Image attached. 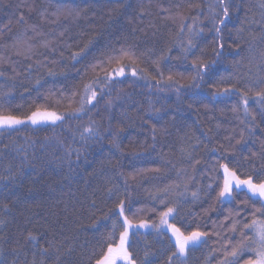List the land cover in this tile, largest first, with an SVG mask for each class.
I'll return each mask as SVG.
<instances>
[{
	"label": "trees",
	"instance_id": "16d2710c",
	"mask_svg": "<svg viewBox=\"0 0 264 264\" xmlns=\"http://www.w3.org/2000/svg\"><path fill=\"white\" fill-rule=\"evenodd\" d=\"M262 90L264 0H0V114L65 117L0 132V264H96L125 217L168 208L204 240L180 259L168 232L131 231L134 264H226L264 221L244 190L219 196L223 165L264 182Z\"/></svg>",
	"mask_w": 264,
	"mask_h": 264
},
{
	"label": "snow or ice",
	"instance_id": "6c2138e0",
	"mask_svg": "<svg viewBox=\"0 0 264 264\" xmlns=\"http://www.w3.org/2000/svg\"><path fill=\"white\" fill-rule=\"evenodd\" d=\"M224 16H228V9L227 7L224 8ZM220 23H224L223 20L220 21ZM183 30V29H182ZM219 31V29H217ZM191 44V42H189ZM222 46V45H221ZM190 51V48L185 49V52L187 53ZM128 57V53H123V55L119 58L111 57L109 60L116 59L117 62L119 60ZM130 58V57H129ZM134 62V61H133ZM199 64L200 67H204V65L199 62L198 60L193 61L194 68L197 67ZM96 68H103V63L94 65L93 69ZM125 69L123 67H120L118 69H114L111 74L113 75H123ZM133 75H136L135 71L132 73ZM196 75H199V70H197ZM195 78V77H194ZM172 77H169V80H171ZM85 93H91V96L85 97L86 103H92L93 100L96 98V91L92 89L91 85H85ZM225 92L228 91V89L224 90ZM257 96L260 97V101L264 102V90L257 93ZM244 105H245V112H248V100L246 97L243 99ZM71 107V105H69ZM235 110V109H234ZM85 111L84 104L82 103L79 108H72L70 116H78L80 113ZM41 118L43 120H50L51 122L55 123L58 120L65 119L64 116L59 115L55 112H48V111H41L37 110L32 113V115L28 118L31 120L33 124H36L38 122L37 118ZM25 123L23 119H20L13 115H4L0 114V127L2 126H8L12 127L14 125H20ZM98 130H94L91 126L86 127L83 132L87 133L89 136L96 135ZM83 136V133H82ZM85 139L87 137H84ZM223 187L221 188L219 192L220 197H231L232 192L235 189H240L241 185H246L247 189L250 193H252V197L259 196L260 198H264V182L261 183H254L251 178L248 179H241L237 173L233 170H230V168L227 165H223ZM195 196V193H193ZM252 197H249L250 199ZM121 212L120 214L123 215V205L120 206ZM257 211H261L262 215H264V205L261 206V209H257ZM173 212L172 208H168L167 212H164L161 214V223L162 224H168L167 217ZM124 224L128 227L132 226V222L125 217ZM146 225L141 223L139 227H145ZM128 227H125L124 230L120 233L119 237V243L115 247H113L111 244L108 246L107 253L102 256L101 259H98L96 264H116V260L122 259L124 261H127V264H133V261L130 259V253L128 251V247H126V244H128ZM169 228H171L173 235L176 236V247L178 248V251L181 255L184 254L186 247L188 246L189 242H192L195 244L197 241H199L200 237L203 235H206V233H201L199 231L191 232L189 235H184L180 232V230L173 225H168ZM115 228V226H114ZM244 228H253L256 239H252V237L248 236L247 233L241 232V241L238 243V245L234 246L230 252H226L225 254V260L226 264H240V258L243 255L245 251L253 253V256L244 260L243 264H264V221H256L253 220L252 224H244ZM233 229H235V224L233 225ZM32 240H35V237H31ZM109 240H113L112 235L110 234L108 237ZM252 240V243L255 245V247H251L248 244V241ZM114 242V240H113ZM130 247V245H129ZM47 251V249H45ZM173 255H176V253H173ZM228 257H232L233 259L229 260ZM33 264H35V261H33ZM41 264H43V261H41Z\"/></svg>",
	"mask_w": 264,
	"mask_h": 264
},
{
	"label": "rangeland",
	"instance_id": "374dc122",
	"mask_svg": "<svg viewBox=\"0 0 264 264\" xmlns=\"http://www.w3.org/2000/svg\"><path fill=\"white\" fill-rule=\"evenodd\" d=\"M39 110H40V109H39ZM36 111H37V110H36ZM41 111H45V110H41ZM34 112H35V111H34ZM48 112H50V111H48ZM31 115H32V114H30V115L27 116V117H18V118H20V119H23V120L25 121V123L20 124V125H14V126H12V127L2 126V127H0V132L3 131V130H11V129H16V128H21V127H24V126H30V127H41V126H46V125H55V124H57V123H59V122L61 121V120H58V121H56L55 123H53V122H51L50 120H43V119H41V118L38 117V118H37V119H38V122H37L36 124H33V123L31 122V120L28 119ZM223 174H224V172H223ZM234 190H237V189H235V186H234ZM238 190H244V191L247 192L250 196H252V193H250V192L248 191L246 185H241V186H240V189H238ZM253 198H256V199L260 200V202H261L262 204H264V198H260L258 195L255 196V197H253ZM165 212H167V210H166ZM172 215H173V212L167 217L168 224H162V223H161V217H160L159 220H157V221L154 222V223H148V222H136V223H132V226H131V227H128V226L126 225V227H128V236H129V233H130L131 231H140V232L165 231V232H168V233L170 234L171 238H172V239L174 240V242L176 243V240H175L176 236L173 235V232H172L171 228L168 227V225H171V223H170V219H171ZM256 221L260 222L259 220H256ZM141 223L145 224L146 226H145V227H139V225H140ZM251 230H252V233H253V235H254V237H255V239H256V236H255V233H254L253 228H251ZM174 237H175V238H174ZM203 240H204V236H201L200 239H199V241H197L195 244H193L192 242H189V244H188V246L186 247V250H185V252H184L183 255H181V254L179 253L178 248H177V253H176L177 256H178L180 259H184L187 250H188L189 248L196 247V246L200 245L201 242H202ZM126 247H127V244H126ZM117 260H118V261H117ZM117 260H116V264H119V263L122 261V259H119V258H118ZM124 264H127V261H124ZM133 264H134V263H133Z\"/></svg>",
	"mask_w": 264,
	"mask_h": 264
}]
</instances>
